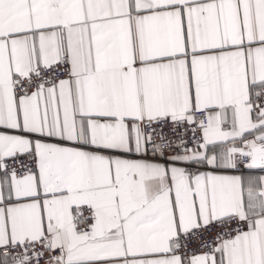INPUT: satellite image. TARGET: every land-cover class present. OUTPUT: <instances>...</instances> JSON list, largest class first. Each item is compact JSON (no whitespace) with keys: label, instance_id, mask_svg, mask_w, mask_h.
I'll list each match as a JSON object with an SVG mask.
<instances>
[{"label":"snow or ice","instance_id":"1","mask_svg":"<svg viewBox=\"0 0 264 264\" xmlns=\"http://www.w3.org/2000/svg\"><path fill=\"white\" fill-rule=\"evenodd\" d=\"M0 264H264V0H0Z\"/></svg>","mask_w":264,"mask_h":264},{"label":"built area","instance_id":"2","mask_svg":"<svg viewBox=\"0 0 264 264\" xmlns=\"http://www.w3.org/2000/svg\"><path fill=\"white\" fill-rule=\"evenodd\" d=\"M188 139H189V140L192 139L191 131H189V133H188ZM212 236H213V234H209L208 237H207V239H208L209 241H211ZM205 250H206V249H205ZM200 252H201V248H200L199 244H197V243H193V244H189V245H188V249H187V254H188V255H191L192 253L199 254Z\"/></svg>","mask_w":264,"mask_h":264}]
</instances>
